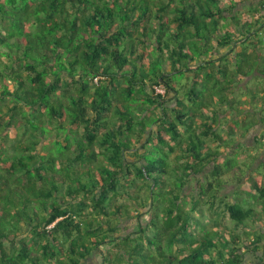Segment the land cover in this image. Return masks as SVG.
Returning <instances> with one entry per match:
<instances>
[{"label": "trees", "instance_id": "obj_1", "mask_svg": "<svg viewBox=\"0 0 264 264\" xmlns=\"http://www.w3.org/2000/svg\"><path fill=\"white\" fill-rule=\"evenodd\" d=\"M244 1L0 0V264H244L259 249L264 183L247 204L224 194L246 172L218 132L255 67L230 64L264 29L238 20Z\"/></svg>", "mask_w": 264, "mask_h": 264}, {"label": "crops", "instance_id": "obj_2", "mask_svg": "<svg viewBox=\"0 0 264 264\" xmlns=\"http://www.w3.org/2000/svg\"><path fill=\"white\" fill-rule=\"evenodd\" d=\"M261 0H245L244 5L240 6L242 10L251 8V6L254 5V3H258L260 5ZM245 11V10H244ZM256 16V14H255ZM259 16V17H258ZM254 18L261 21V18H263L264 22V10L261 9V14ZM264 26V23H263ZM238 29H241V27L237 26ZM261 35V34H260ZM256 40V39H255ZM226 53V51H224ZM217 58H223L225 56H216ZM227 57V56H226ZM243 56H236L235 63H231V68L235 69V67L239 66L240 63L242 64V61L240 58ZM255 61V60H254ZM235 64V66H234ZM243 66V65H242ZM244 67V66H243ZM258 69L255 74L252 76H243L238 75V77L235 79V86L238 85V88L235 89L234 92H238L237 98L244 94L246 89H243V85L247 84V86H252V88L256 87V83L254 82V78L257 76H260ZM255 86V87H254ZM251 92V90H250ZM252 91L251 93H253ZM232 98L234 99L235 103L233 107L226 106L224 108L225 112L221 114L220 122L218 131L221 136H223L226 140H235L236 143L234 144L233 148H222L221 150L225 152L224 156L231 155L234 158H239V164L241 167L247 172L246 177L244 178V181H239V178H234V176L230 173L225 177L226 183V196H229L230 199L234 200L235 196L237 195V192L244 193L245 191H251L252 193H255L253 189V184L260 180L261 178H264L261 172L263 170L264 173V97L260 101H255L248 104H240L236 96L234 97L232 95ZM259 103V104H258ZM261 104V105H260ZM240 123L242 131L244 132V136H242V133H239L238 129L236 128L235 124ZM232 127V129H230ZM231 134V135H230ZM217 146H214V148ZM260 147V149H258ZM262 169V170H261ZM231 179V181H228V179ZM264 183V182H263ZM250 185V186H248ZM247 194V193H245ZM247 196H249L247 194ZM263 220V219H262ZM264 221V220H263ZM249 228L250 225L248 224ZM254 229L253 234L251 235V241H254L256 236L255 234H263L264 235V223L263 225H253ZM255 236V237H254ZM248 242V244H251ZM255 246H259V249L255 251H246L244 250V257L245 262L244 264H264V240L262 243H259L257 245H253L252 249L255 250ZM246 251V252H245Z\"/></svg>", "mask_w": 264, "mask_h": 264}, {"label": "rangeland", "instance_id": "obj_3", "mask_svg": "<svg viewBox=\"0 0 264 264\" xmlns=\"http://www.w3.org/2000/svg\"><path fill=\"white\" fill-rule=\"evenodd\" d=\"M242 5H244V2L240 3L238 5L237 10L235 11L236 12V17L238 18V20H247V19H249V20H251L253 22L254 21L255 22H259L258 19L254 20V18L261 14L260 5H258V3L256 2V3H254L253 6H251V8L244 9L245 11L240 8V6H242ZM255 14H256V16H255ZM263 23H264L263 22V18H261V21L258 24L260 26ZM237 30L238 29H235L236 32H237ZM255 39H256L255 43L260 45L258 49H257V47H255V45H251L250 46L249 43L247 45H243L241 47H238V49H237V52L240 51L241 55L244 54L243 51H249L248 55H243V57L240 58V60L242 61V64L240 63L239 66L242 67V65H243L244 67H249V60H250L249 56H253V58H251V59L253 61L255 60L254 64H253V66H255V67L253 69H251L250 71L248 70L250 72L249 76H252L253 74H255L257 69H258L259 73L261 74L260 76H257L256 78L253 79L254 82L256 83V87L254 86L255 88H252V86L248 87L247 84H245V85H243V89L244 90L246 89V91H248V92H244V94L239 96L238 98H237V95L239 93L237 91L235 92L234 95L232 94L234 97L236 96V98L238 99V101L242 105H244V104L250 105V103H252V101H253V100H250V99L253 97L254 94L260 93V96L264 97V29L262 30L261 35L256 36ZM237 52H235V53H237ZM241 55H240V57H241ZM236 76L238 77L237 74H236ZM236 76L234 77V79L237 78ZM173 79H174V81L176 83H178L180 85H183L182 93L184 95V93L187 92V90L189 89L188 86L186 87V84L190 81L191 78L188 75H183L181 73H177V74L173 75ZM234 82H235V80H234ZM158 88H160V90L161 89L164 90L163 87H158ZM237 88H238V85L235 86V89H237ZM250 90H251V92L252 91H254V92L251 93ZM231 98H232V96H231ZM258 149H260V147ZM263 169H264V166H263ZM261 173L264 174L263 170H262ZM246 175H247V172H246ZM263 177H264V175H263ZM260 180H263V182H264V178L260 177ZM228 181H231V179L229 178ZM243 181H244L243 183L245 184L246 180L243 179ZM248 186H250V185H248ZM226 193H228V191H225L224 194L226 195ZM238 196H239L238 200H240L242 203H246L247 204V203H249V201H253L254 202V200H251V198L249 196H247V194H245V193H242V192L238 191ZM260 218L264 220V213H262L260 215ZM205 222H207V221H205ZM263 223L264 222L260 221L258 224L259 225L260 224L263 225ZM206 224L209 225L210 227L212 226L209 223H206ZM231 224H232V222H231ZM125 225L128 226V224H125ZM249 225H250L251 229L255 228L253 225L256 226V224L251 222V221H250ZM97 259H95L96 261L95 260L92 261L91 264H98L99 262H98Z\"/></svg>", "mask_w": 264, "mask_h": 264}, {"label": "built area", "instance_id": "obj_4", "mask_svg": "<svg viewBox=\"0 0 264 264\" xmlns=\"http://www.w3.org/2000/svg\"><path fill=\"white\" fill-rule=\"evenodd\" d=\"M156 92H157V94H162V95L165 94V90H163V89L160 90V88H156Z\"/></svg>", "mask_w": 264, "mask_h": 264}, {"label": "clouds", "instance_id": "obj_5", "mask_svg": "<svg viewBox=\"0 0 264 264\" xmlns=\"http://www.w3.org/2000/svg\"><path fill=\"white\" fill-rule=\"evenodd\" d=\"M156 88H158V87H156ZM163 88H164V87H163ZM155 90H156V89H155ZM164 90H165V94H166V89L164 88ZM156 94H157V92H156ZM165 94H164V95H165ZM157 95H158V94H157ZM161 95H162V94H161Z\"/></svg>", "mask_w": 264, "mask_h": 264}]
</instances>
